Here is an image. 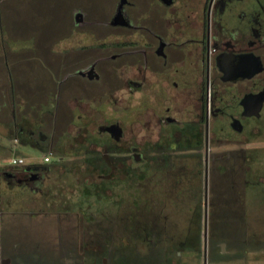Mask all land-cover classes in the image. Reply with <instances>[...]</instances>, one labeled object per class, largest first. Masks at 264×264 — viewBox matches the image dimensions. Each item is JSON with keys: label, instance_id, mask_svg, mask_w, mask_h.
<instances>
[{"label": "flooded vegetation", "instance_id": "flooded-vegetation-1", "mask_svg": "<svg viewBox=\"0 0 264 264\" xmlns=\"http://www.w3.org/2000/svg\"><path fill=\"white\" fill-rule=\"evenodd\" d=\"M105 1L99 12L71 2L65 31L61 28L63 33L46 45L37 44L34 34L30 46L21 40L26 38L8 37L11 28L3 16L5 7L11 13L22 6L0 0V62L6 78L0 93L11 104L3 126L43 155L38 165H23L17 183L57 181L48 169L67 174L74 186L72 207L80 202L83 218L67 216L77 236L65 242L64 252L83 264H95L94 249L110 255V263L118 254L113 264H137L129 258L122 262L120 254L171 249L173 237L166 228L184 220L199 226L200 240L204 221L209 251L216 256L225 245L244 254L264 251L263 244H249L248 231L229 240L221 234L234 232V223L264 222V0ZM11 2L16 4L12 11ZM94 25L107 32L91 33ZM88 26V34L104 36L87 37L92 43L76 49L53 50L75 28ZM123 35L127 38H119ZM110 36L116 41L105 42ZM42 49L47 59L36 54ZM113 49L116 53H110ZM21 62L56 77L50 89L31 86L29 93L39 95L32 102L18 94L25 80H15L14 67ZM119 71L128 78L122 80ZM34 76L29 79L35 81ZM72 83L84 96L64 92ZM121 90L131 102L143 101L145 108L134 106L131 112L135 117L148 112L146 138L122 127L120 119L104 124L93 119L95 113L73 116L72 103L81 99H89L96 110L107 100L116 107L111 96ZM59 109L67 110L62 119ZM24 114L33 118L23 119ZM210 221L226 223L225 230H212L214 245L208 238ZM181 244L172 248L178 255L187 249Z\"/></svg>", "mask_w": 264, "mask_h": 264}, {"label": "rangeland", "instance_id": "rangeland-1", "mask_svg": "<svg viewBox=\"0 0 264 264\" xmlns=\"http://www.w3.org/2000/svg\"><path fill=\"white\" fill-rule=\"evenodd\" d=\"M16 1V0H14ZM141 1V0H139ZM18 5H21L22 7L18 8V12H9V8L5 7L4 12L3 10V16L6 15V21L10 24L7 25V27L11 28L8 29L9 31V38H26V39H21L23 43L27 45H32L34 42L31 41V38H35L37 35L36 40L37 44L40 41V44L43 45L49 44V41H52L55 37L58 35L62 34L65 31L66 25H67V10L68 6L72 3L74 5L76 4H81V6H84L87 10L89 11H94L97 10V12L103 10L102 7L106 3L105 0H17ZM72 2V3H71ZM11 8L10 10L12 11V6H15L16 4H12L11 2ZM78 5L74 6V10L78 9ZM144 8V5L141 7V9ZM7 13V14H6ZM85 14L86 12L83 11ZM61 28L63 29V32H61ZM87 29H83L82 27H77L75 30L71 33H69L68 39L67 40H62L59 42L56 47L53 48L54 51L57 53H61L64 50H72L76 49L81 45H87L88 43L91 44L93 40H87V37H95L98 35H90L88 34V29L90 28L89 26L86 27ZM100 30H105L101 25H94L89 29L91 33L94 32H100ZM35 34V35H34ZM68 34V33H67ZM104 36V35H103ZM103 36H98V38H102ZM119 36L121 39H125L127 37ZM52 37V38H51ZM114 37V38H112ZM33 38V39H34ZM51 38V39H50ZM111 41H116V36H110L109 38L106 39L105 42H111ZM118 41V40H117ZM56 42V40H55ZM36 44V45H37ZM39 47V45H37ZM116 49L110 50V53H116ZM122 50L120 49L119 52ZM109 51L106 50L102 53H108ZM43 53V56L45 59L48 58V55H44V49L41 51H36V54ZM101 53V52H99ZM62 57L60 54L57 55V58ZM51 63V62H49ZM31 64V65H30ZM35 64L33 63H18L14 67V71L16 72V76H24V78H21L20 81H24V93L27 94L31 90V86H35L34 90H37L42 84V81L45 79V72L43 71V67L40 68L38 66H34ZM1 67V62H0V84L2 82H6L5 75L2 71ZM45 70V69H44ZM47 73V70H45ZM35 72L34 80L31 81L29 79V76ZM50 74V72H49ZM119 77L122 80H126L128 76L124 74V71H119L118 73ZM4 77V78H3ZM2 81V82H1ZM45 83V82H44ZM29 84V85H27ZM68 89L64 92H73L74 95L82 97L84 96L83 92L80 91L79 87L78 89L75 88L76 85L70 84L67 85ZM44 89V87H42ZM0 90L2 88L0 87ZM2 93V91H0ZM89 90H86V93H88ZM0 93V118L5 117V121L8 120L9 115L8 113V108L10 104V99L9 97L6 96L5 93V98L2 97V94ZM127 93V92H126ZM123 93L121 90L120 92H116L113 96H111L113 99L117 100V106H111L110 103H108V100L105 101V106L100 109H94L92 106L88 104L89 99H81L80 103L76 105V103H72L73 106H76L73 109V116L77 120V116H80V114L83 117H91L94 113L96 116H92L93 119H96L99 123H108L111 119H120L122 127L126 129L128 128V131L133 130L136 133H140L143 138H146L147 135L149 134L148 131V126L150 123H148V112H139V114L135 117L132 114V108L139 107V108H145L144 104L141 103L142 100H139V98L136 97V102L133 101L131 102L130 97L128 94ZM34 96L32 98V101L34 98L39 95H35L32 93ZM32 95H29V97ZM44 99V95L42 96V100ZM143 102V101H142ZM30 112H33L32 114L35 115L38 113V111L35 110H29ZM97 111L102 112L103 115L98 116ZM134 111V110H133ZM66 113V109L62 110L61 114L64 116ZM97 113V114H96ZM2 120V119H1ZM0 123H4L1 121ZM77 123L75 122L74 125ZM3 126V125H2ZM76 129V128H75ZM74 127L70 129L69 131L71 133H75L76 130ZM20 150L22 151L23 156L27 159V161H40L42 160V153L36 151V149H30V148H24L23 146H20ZM53 160V159H52ZM80 202L78 206L73 205V210L75 214L81 209ZM74 214V215H75ZM73 215V216H74ZM209 222L207 223V226L209 227ZM258 224V223H257ZM260 226V224H258ZM200 229H201V240H200V253L196 257L193 256V254L186 253V255L191 257V260L184 262L182 264H204V237H203V229H204V221L201 220L200 222ZM229 245V244H228ZM207 261L206 264H215L213 261L210 260L209 258V243L207 242ZM180 253L178 256L181 257ZM211 254V253H210ZM214 254V253H213ZM192 255V256H191ZM217 256H223V258L220 259L218 264H264V251L263 250H256L254 252H249L248 254H244L243 252H236L232 251V249H228L225 245L223 248V253L222 254H217ZM165 264H181V260L179 262H174V261H168Z\"/></svg>", "mask_w": 264, "mask_h": 264}, {"label": "crops", "instance_id": "crops-1", "mask_svg": "<svg viewBox=\"0 0 264 264\" xmlns=\"http://www.w3.org/2000/svg\"><path fill=\"white\" fill-rule=\"evenodd\" d=\"M2 125L4 123H0V264H83L80 257L73 259L70 253L64 252L65 242L77 236L67 221L68 215L75 214L73 183L65 178L67 174L52 169L47 171L55 175L57 181L51 184L17 183L16 179L23 176L24 166H36L39 162L27 161L20 146L29 148L28 144ZM13 158H22L24 163L13 165ZM77 214L83 218L82 211Z\"/></svg>", "mask_w": 264, "mask_h": 264}, {"label": "trees", "instance_id": "trees-1", "mask_svg": "<svg viewBox=\"0 0 264 264\" xmlns=\"http://www.w3.org/2000/svg\"><path fill=\"white\" fill-rule=\"evenodd\" d=\"M59 59H61V58H59ZM60 69H63V67H61V61L59 62L58 71H60ZM15 80H19L17 76H15ZM54 81H56V77L49 78V76H45V79H44V81H42L41 85L44 88L50 89V88H52ZM18 94L25 101L32 102V98L34 96L32 93L28 92L27 94H25L24 91H21V94L20 93H18ZM29 95H32V96L29 97ZM51 95H52V93L44 94V97L45 96L50 97ZM62 110L63 109L58 110V119H62L65 117L61 114ZM29 112L30 111H28V113ZM31 113H33V112H31ZM28 117L33 118V116H30L28 114H24L22 116L23 119H27ZM253 203L257 204L258 202L255 201ZM184 219H186V217ZM209 223L210 224L208 227V233H209L208 238H209V242L212 245H214L216 238H215L212 230L216 229L217 226H219L218 229L220 231H223V229L225 230L226 223H221V222H214L213 223L211 221ZM257 223L260 224V226ZM221 225H223V226H221ZM234 225H235L234 232L232 231V233H230V235H228V237H227V233L225 231H223L221 233V234L224 233L223 238H225L227 240L233 239L234 236L237 238H242L245 231H248V235L246 234L245 238L248 237L249 244H255V245L263 244L264 245V242H263L264 241V222L255 221L252 223H250V222L234 223ZM85 231H86V228H85ZM249 231H250V233H249ZM166 232L168 233V236L173 237L172 240L168 244V245L172 246L171 249H168V247L165 248V247H159L158 246L156 249H154V252L153 251H150L148 253L124 252V253L120 254L121 261L124 262L125 260H127L129 258V260L134 259V261L137 264L138 263L143 264L145 261H147L149 264H165L168 261L179 262L181 260V264H182L184 262L191 260V257L186 255V253H189V254L191 253L195 257L197 255H199V253H200L199 226H197L195 224H189L188 220H184L181 222L177 221V222H174L173 224H169L166 228ZM251 232L255 233V236H256L255 238L254 237L249 238V235H251ZM168 238H170V237H168ZM154 239L156 240L157 237L155 236ZM181 243H183V246L185 248L187 247V249L185 252H183V254H181V257H179L178 254H176L173 251V249L179 248L182 245ZM97 251H99V250L94 249V254L96 255L95 260H97L95 262V264L96 263L97 264H113L114 258L116 256H118V254H116V255L112 254L111 255L112 259H111V263H110V261L108 260V256L110 257V255L104 254L103 252L97 253ZM208 256H209L210 260L213 261L215 264H218L217 262H219L220 259L223 258V256H216L213 253L212 254L209 253ZM122 262H120V263H122Z\"/></svg>", "mask_w": 264, "mask_h": 264}, {"label": "water", "instance_id": "water-1", "mask_svg": "<svg viewBox=\"0 0 264 264\" xmlns=\"http://www.w3.org/2000/svg\"><path fill=\"white\" fill-rule=\"evenodd\" d=\"M203 237H204V264H206V261H207V252H206V248H207V227H206V224L204 227Z\"/></svg>", "mask_w": 264, "mask_h": 264}, {"label": "built area", "instance_id": "built-area-1", "mask_svg": "<svg viewBox=\"0 0 264 264\" xmlns=\"http://www.w3.org/2000/svg\"><path fill=\"white\" fill-rule=\"evenodd\" d=\"M49 156H50V155L47 154V156H45L44 160H45V161H48ZM23 163H24V160H23L22 158H18V159H17V158H16V159L13 158V159L11 160V164H13V165H14V164H23Z\"/></svg>", "mask_w": 264, "mask_h": 264}]
</instances>
